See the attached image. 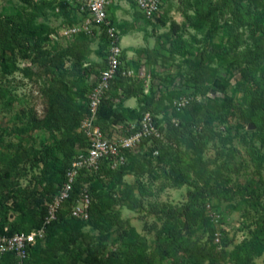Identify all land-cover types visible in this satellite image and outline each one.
Wrapping results in <instances>:
<instances>
[{"label":"trees","instance_id":"1","mask_svg":"<svg viewBox=\"0 0 264 264\" xmlns=\"http://www.w3.org/2000/svg\"><path fill=\"white\" fill-rule=\"evenodd\" d=\"M22 1L33 8L36 14L26 22L22 20L21 15H5L4 13L0 15V62L3 65L2 70L6 75L13 72L14 67H11L10 62H15L18 54L22 58H30L32 65L38 68H45L43 76H41L44 78L42 81L46 84L43 91H49L50 102L44 118H34L32 126L34 128L49 130L50 141H45L44 139L41 146L32 147V165L42 163L44 166V178L39 182L41 188L39 186L32 189L22 187L14 179L17 167L24 159V154L17 153L13 155L10 163L0 172V234L7 235L23 231L28 232L43 226L44 219L48 214L46 202L52 200L66 180V172L77 154V147H84L87 144L85 135L82 132L75 133L74 129L80 126L81 120L88 113L89 100L87 98V103L78 102L77 97H82L86 101V92L89 93L95 84V80H93L92 84L89 85L82 73L83 70L87 74L94 72L92 67L83 68V52L75 53L74 70L70 71L64 67L63 60L66 51H70L73 47L59 54L57 50L41 49L38 46L50 34V28H47L43 23H37L36 17L45 14V9H50V15L65 17L72 24L79 20L78 18H76V21L74 20L75 16L77 17L75 8L65 3L64 0ZM244 1L193 0L192 5L195 6V14L191 25L198 31L203 28L206 19L212 16L211 12L214 13L216 10L224 11L226 7H229L232 8L234 15L232 20H227L224 24L220 22L217 11V14L212 16L210 29L205 42L202 43L201 60L195 62L191 69L190 80H192L194 87L192 95L205 94L211 87L215 91L216 89H220L227 93L229 80L218 76L216 71L210 69L206 63L209 59L214 58L216 54L221 57V63L228 61L231 67L241 66L243 79L238 81L235 86V91H243L244 102H246L244 104L246 107L241 109V116L244 123H247L248 126L250 123H259L263 130L262 139L264 143V0H247L246 3ZM131 4L138 9L134 0H131ZM207 6L211 7L212 11H204V7L206 9ZM57 7H59V11L56 10ZM15 17H18V20ZM143 17L147 21L151 20L144 15ZM111 19L113 25L120 30L121 37L128 33L124 29H120L119 25L117 26L112 14ZM159 19L164 23V19ZM222 28L224 29V33L228 35L227 40L231 46H229L228 50L231 53L234 54L236 51L234 47L238 45V41L235 38L237 36L234 35V32L238 28H242V31H248V39L253 40L254 46L252 45L251 48L249 45L241 54L240 52L237 54L235 52L230 59L226 60L227 57L219 54V49L215 48L213 43L209 41ZM179 29V24L173 22L171 24V36L176 35ZM243 34L241 33L240 36ZM75 36L81 37L79 48H82L83 44L86 45V42L92 39L88 33L83 31L77 33ZM100 36L104 46L108 49L109 39L107 33L103 31ZM175 37L168 38L170 43L168 51L172 55L179 54L187 57L193 46L192 43L186 42L181 36ZM122 60L124 64L111 81L110 87L105 92L99 105L97 123L103 130H108L113 124L140 120L144 113L151 112L161 132H163L164 138L144 139L138 151L127 152L126 164L121 165L117 169H112L109 166V161L104 159L98 172H88L86 174L81 172L74 183L70 198L63 204V208L60 209L57 219L46 225L45 237L39 238L29 248V255L25 259L24 264H152L154 255L148 253L147 243L139 234L129 230L127 226H123V221L115 220L119 224V227L122 226V231L114 241L118 242L122 240L123 243L126 241L128 249L122 250L118 247L109 253L105 252L107 245L102 242L101 237H99L98 241L87 239L89 235L82 230V227L88 222H95L98 219H104L107 223H115L113 215V206L115 204L123 206L136 204L132 198L133 185H126L120 190L119 196L113 192L105 191L104 189L108 185L112 186L117 182L123 183L124 176L130 171H135L138 165L142 167L145 164L147 166L150 165L148 170L149 172H153L156 170L153 165V157L160 162L173 163L176 160V156L173 154L175 150H178L181 139H185L189 143L188 145L194 147L195 151L201 156L205 144L208 141L214 140L217 135L213 130L214 121L219 119L228 120L236 109L234 98L226 94L223 99L207 98V100H199L195 98L178 110L173 103L175 97H180L181 92L177 90L167 94L166 98L170 100V106H165L163 96L157 98L155 92L152 90L145 94L141 83L136 85L129 83L130 77L122 74V69L128 67L124 51L122 53ZM106 65L107 59L101 70ZM254 69L262 72V78H258L257 88L255 89L248 85L250 75L255 72ZM25 71L26 73H32L30 67L26 68ZM69 75L72 77L71 82L67 80ZM46 82L49 83L48 87ZM72 86L76 87L74 92H72ZM133 96L137 97L139 102V106L136 108L125 105V101ZM160 113L164 114V119L159 118L158 115ZM243 126L242 123H237L236 126L229 127L227 136H221L220 140L224 142L223 144L232 142L234 140L232 130L235 128V132L239 134V130ZM61 130H63V134L60 138H57L55 132ZM242 141L247 142V134L242 135ZM155 150L158 151L156 155H154ZM230 150L228 154L232 156L235 148L232 147ZM146 156H151V159L143 161L142 157ZM229 159L226 160V164L229 163ZM195 161L200 166V158H197ZM263 161L264 156L262 157V161H259V167H261ZM196 167L194 166V168ZM214 172L216 173V186L210 184V179L206 180L205 185L209 193L220 196L221 193L227 192V188L218 182L219 179L223 178L221 171L217 170ZM201 173H203V170ZM185 178L186 174L179 169L174 181L182 185ZM86 182L89 184L93 200L89 208V219L82 220L71 217L70 210ZM192 194L198 199L203 197L204 190L197 189ZM193 205V203L187 205L183 211L171 210V212H168V215L170 217L187 215L193 210ZM191 214L193 218V213ZM12 215L14 217L16 215V220H11ZM169 224H165L161 232L166 234L160 251L162 257L171 255L169 248L176 244L177 241L170 239V236L173 235V229L169 227ZM63 230L66 232L65 238L59 244L60 240L57 237ZM215 232L216 230L212 228L211 234L213 239L215 238ZM256 235L249 242H245L239 246L235 252L237 254L248 246L249 249L245 252L243 260L248 263L250 262V264H252L253 256L260 255L264 251V236L259 237L258 233ZM45 239L47 243L43 245V240ZM81 240L87 242L84 247L80 246L78 256L69 254L71 252V245H77ZM182 247L187 255V264H214L217 261L212 254L211 248H206L203 244H199L198 241L190 242ZM62 251L65 255L70 256V258L66 260L67 257L65 258V255L61 254ZM206 259H209L210 262L206 263ZM235 259L239 262L241 257L236 256ZM0 264H17L15 253L9 252L5 254L0 259Z\"/></svg>","mask_w":264,"mask_h":264},{"label":"rangeland","instance_id":"2","mask_svg":"<svg viewBox=\"0 0 264 264\" xmlns=\"http://www.w3.org/2000/svg\"><path fill=\"white\" fill-rule=\"evenodd\" d=\"M33 1L40 2V0ZM192 2L193 0H163L160 13L150 21L137 16L135 7L131 3L127 5L129 16L123 15V18L129 17L130 20L127 25L122 21L120 29L129 33L121 37V46L124 48L128 67L133 68L136 72L135 76H130L129 83L135 85L141 83L145 94L152 90L157 98L163 96L165 106H170V100L166 97L172 91H180V96L192 95L194 87L190 80L191 69L195 62L201 60L202 43L205 42L210 29L212 16L217 14V10L214 13L211 12L212 16L206 19L203 28L198 31L191 25L195 14V6L192 5ZM244 2L246 3L247 0ZM203 10L212 11V8L207 6ZM45 12V14L36 17V21L50 28V34L41 41L38 45L39 48L57 50L60 54V52L73 47L70 51H66L63 60L64 67L70 71L74 70L75 53L83 52V68L92 67L94 72L87 74L83 70L82 73L86 77L87 83L92 84L105 65L107 57V49L102 42L100 30L94 27L92 33H88L92 39L79 48L80 36L64 37L60 34L63 26L71 24L68 19L50 15V9H45ZM217 12L222 24L227 20H232L234 15L232 8L229 7H226L224 11ZM2 13L21 15L25 22L36 14L33 8L22 0H0V15ZM15 18L18 20V17ZM76 18L79 19V22L80 17L75 16V21ZM123 18L119 17V20L125 21L126 19ZM159 18L164 19V23ZM173 22H177L180 29L176 35L171 36ZM242 30V28H238L234 32L238 41V45L234 47L236 54L239 52L241 54L249 45L250 47L253 45V40L248 39V31ZM241 33L244 34L240 36ZM175 36H181L186 42L192 43L193 46L187 57L179 54L172 55L168 51L170 46L168 38H176ZM227 39L228 35L222 28L209 40L215 48L219 49V54L227 57L226 60L235 54L228 50L230 45ZM206 63L210 69L216 71L218 76L229 80L227 93L220 89L215 91L211 87L205 94L193 95L201 100H207V98L223 99L227 94L234 98L236 105L234 113L228 120L214 121L213 130L217 134L215 139L205 144L201 156L194 147L188 145L189 143L185 139H181L178 150L174 151L173 155L176 156V160L173 163L160 162L153 157V165L156 168L153 172L148 170L150 165L145 164L144 169L138 165L135 171H130L124 176V184L117 182L104 189L119 196L120 190L126 185H133L132 198L136 204L131 206L115 204L113 206L114 222L115 220L123 221V226H127L129 230L144 239L148 245V253L154 255L152 264H187V255L182 246L193 241H198L208 249L211 248L212 254L217 260L214 264H250L243 260L249 247L247 246L235 254L236 249L245 242H249L254 236L256 237L257 233L259 237L264 236V161L261 167L258 165L264 156L263 130L258 122L253 123L254 129L248 128L241 116V109L246 107L244 93L235 91L237 82L243 79L241 66L231 67L228 61L221 63V57L217 54ZM10 64L14 70L6 75L0 62V172L10 163L13 155L24 154V159L19 163L14 179L22 187L32 189L39 186V182L45 174L42 163L32 165V147L41 146L44 139L50 141L49 130L32 126L34 118H44L50 102L49 91H43L46 84L42 81L44 78L41 76H43L45 68L32 65L30 58H22L20 54L17 55L16 61H11ZM28 67L32 69V73H26L25 69ZM254 71L250 75L248 85L255 89L258 78H262V72L256 69ZM67 80L71 82L72 77L69 75ZM46 83L48 87L49 83ZM206 83L208 84V82ZM75 90L76 87L72 86V92ZM85 97L86 101L82 97H77V101L87 103L88 92ZM163 115L160 113L158 116L163 118ZM237 123L244 125L240 128L239 134L235 132L234 128L232 130L234 140L223 144L220 137L227 136L229 127L236 126ZM253 131L255 132L253 133ZM74 132L80 133V126L76 127ZM55 134L57 138H60L63 130L57 131ZM245 134H247V142L242 141V135ZM232 147L235 150L230 156L228 153ZM149 158L151 159V156L142 157V160ZM197 158H200V166L195 161ZM228 158H230L229 163L226 164ZM194 166L197 167L194 168ZM179 169L186 174L182 185L174 181ZM143 170L146 171L143 172ZM202 170L203 173H201ZM217 170H220L223 176L218 182L227 188V192L221 193L220 196L209 193L205 185L206 180L210 179V184L216 186L214 171ZM197 189L204 190V198L197 199L193 196L192 193ZM192 203L194 207L190 212L193 213L194 219L189 212L184 216L170 217L168 215L171 210L183 211L187 205ZM16 218V215L15 217L11 216V220H16ZM168 223H170L169 227L173 229L170 239L177 241L169 248L171 255L162 257L160 251L166 234L161 232L164 225ZM82 228L89 235L87 238L89 240L98 241L101 237L102 242L107 245L106 253L112 252L118 247L122 250L128 249L126 241L125 243L122 240L114 241L122 231V226L119 227L117 222L107 223L104 219H98L95 222H88ZM212 228L220 232V241L212 238ZM65 233L63 230L58 234L59 244L64 240ZM86 242L81 240L77 245H71L69 254L78 256L80 246L84 247ZM46 243V239L43 240V245ZM61 254L64 252L62 251ZM236 256L241 257L239 262L235 259ZM65 258L67 260L70 256L65 255ZM205 262L209 263L210 261L206 259ZM252 264H264V251L260 255L253 256Z\"/></svg>","mask_w":264,"mask_h":264},{"label":"built area","instance_id":"3","mask_svg":"<svg viewBox=\"0 0 264 264\" xmlns=\"http://www.w3.org/2000/svg\"><path fill=\"white\" fill-rule=\"evenodd\" d=\"M64 1L75 8L80 21L63 26L60 34L64 37H71L82 31L91 34L94 27L98 28L100 33L105 31L109 39L106 57L107 65L101 70L99 76L95 78V84L88 93L89 111L80 123V130L85 135L87 144L84 147H77V154L66 172V180L52 200L46 202L48 214L44 219L43 226L39 229L12 235L0 234V259L5 254L13 252L15 253L17 264H24L25 259L29 255V248L39 238L45 237L46 225L57 219L63 204L70 198L74 183L81 172L85 174L98 172L104 159L109 161V166L112 169H117L121 165L126 164L127 152L138 151L144 139L164 138L163 132H161L151 112L144 113L140 120L113 124L108 130H103L97 123L101 100L109 89L111 81L124 64L120 31L113 25L109 11L114 0ZM134 2L148 19L156 17L160 13L163 4V0H134ZM56 10L59 11V7ZM122 74L130 77L135 76L136 72L133 68L124 67ZM195 98L200 100V98L191 94L182 95L176 98L173 103L180 110ZM156 154H158L157 150L154 151V155ZM92 200L89 184L86 182L71 207V217L88 220ZM220 238V232L216 231L215 240L220 241Z\"/></svg>","mask_w":264,"mask_h":264},{"label":"crops","instance_id":"4","mask_svg":"<svg viewBox=\"0 0 264 264\" xmlns=\"http://www.w3.org/2000/svg\"><path fill=\"white\" fill-rule=\"evenodd\" d=\"M131 3V0H114V2L111 4L109 11L110 13L114 16L115 21L117 26L119 25L120 27L122 26V21L125 23L126 25L129 23V17L128 18H123V15L126 14L129 16L128 12H127V5ZM135 12L137 16H141L143 17V14L135 7ZM120 18L126 19L124 20H119ZM145 19V18H144ZM128 20V22H127ZM129 33V32H128ZM128 33H126L125 35H127ZM124 51V48H123ZM125 105L131 108H136L139 106V102L137 97H130L129 99H127L125 101Z\"/></svg>","mask_w":264,"mask_h":264},{"label":"water","instance_id":"5","mask_svg":"<svg viewBox=\"0 0 264 264\" xmlns=\"http://www.w3.org/2000/svg\"><path fill=\"white\" fill-rule=\"evenodd\" d=\"M248 128L254 129L255 128V125L253 123H250L249 126H248Z\"/></svg>","mask_w":264,"mask_h":264}]
</instances>
